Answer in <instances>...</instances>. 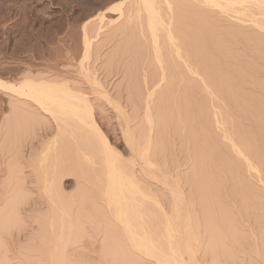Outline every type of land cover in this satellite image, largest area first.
I'll return each instance as SVG.
<instances>
[{
	"label": "rangeland",
	"instance_id": "obj_1",
	"mask_svg": "<svg viewBox=\"0 0 264 264\" xmlns=\"http://www.w3.org/2000/svg\"><path fill=\"white\" fill-rule=\"evenodd\" d=\"M136 1L0 0V79L14 85L27 79L56 82L84 91L116 153L112 159L102 140L71 114L0 85V264H264V3L247 0L226 11L206 8L204 0L197 1L202 5L197 15L186 11L205 55L198 54L203 68L196 99L183 100L187 113L198 110L200 119L185 115L181 122L177 114L165 117L177 99L158 103L166 81L149 80L159 65L145 29L147 13L134 11ZM100 25L105 28L97 30ZM85 28L92 39L89 52ZM160 35L169 44L163 30ZM93 85L108 96L96 98ZM200 98L207 106L198 104ZM194 127L202 130L197 131L202 139ZM135 142L147 146L149 161L136 156ZM113 165L127 177L135 175L145 194L130 197L140 212L133 207L129 213H142V223L135 222L151 239L153 252L136 245L117 214Z\"/></svg>",
	"mask_w": 264,
	"mask_h": 264
},
{
	"label": "bare ground",
	"instance_id": "obj_2",
	"mask_svg": "<svg viewBox=\"0 0 264 264\" xmlns=\"http://www.w3.org/2000/svg\"><path fill=\"white\" fill-rule=\"evenodd\" d=\"M180 1V2H179ZM197 1L199 2L200 1V3H203V1L204 0H202V2H201V0H178V2L179 3H177V4H175L174 2H175V0H137L136 2H135V6H136V3H137V6H139V7H137V8H133L134 9V11L135 10H137L138 12L141 10V9H143V10H145L146 11V13H147V16H145V17H147L146 19V22H145V24H147L148 25V27L146 28L145 27V29H149L148 31H149V33H150V37H151V42H152V54H153V56H155L154 57V59L156 58L157 59V63H158V65L156 64V69H157V66H158V68L159 69H157V71H159L160 73H159V76H156V74H157V71L156 72H154L155 73V75H153V76H151V79H149V80H152V81H160V80H162V81H166V87L159 93V94H157L156 96H157V98H159V100H158V103H160L161 104V102L160 101H163V104H165V102L164 101H166V100H168L169 98H170V102H172V100L173 99H177L178 100V103H177V100H175V102H174V100H173V105L171 104V103H169V104H171L172 106V108H174V109H172V111H171V109H170V111L171 112H174L173 114L171 113H169L168 112V108L166 109V108H164V105H163V107H160V108H162V109H160L162 112H163V110H164V113H166V112H168L169 114H168V117L167 116H165V115H167V113L164 115V113H162L161 111V113H160V115L162 116V117H166V119L167 118H169V115H172V117H174L173 115L175 114H177L176 116H178V117H181L182 119H180V121L181 120H183V118H185V117H183V116H185V115H187V116H189V118H187L188 120L190 119V117L192 116V115H190L189 113H190V109H189V111H188V106H186V105H188V104H185L186 102H187V98H189L188 99V101L190 100V98L192 97V95H194L193 93L195 92V94H196V91L194 90V89H197V83L198 82H196L197 80H198V78L201 76L200 74V72H199V70L200 69H202L203 67L202 66H200V67H202V68H199V66H198V58L200 57H203L205 54H204V52L203 51H198V46H199V43H198V36H199V33L197 32V29H196V27H195V29L194 30H192V28L190 27L191 25H194V26H196V22L194 21V23L193 22H189V24H188V20H192V18L191 17H188V13L190 12L191 14H193V15H197L196 13V7H197V5H199V6H202V5H200V4H197ZM246 1L247 0H205L204 2H206V3H208V5L209 6H206V8H210V6L212 7V6H217V7H220L221 9H223V10H226V11H230V10H232V11H235V9H234V7L235 6H237V5H243V3H246ZM256 1H260V2H263L264 3V0H256ZM182 2V3H181ZM185 2V3H184ZM204 4V3H203ZM131 5V4H130ZM121 7H122V4L120 5ZM119 6V7H120ZM120 7V8H121ZM191 8H193V10L191 9ZM197 8H199V7H197ZM177 10V12H176V10ZM212 9H213V7H212ZM115 10H116V7H115ZM117 10H119V9H117ZM164 10H166V11H164ZM189 10V11H188ZM191 10V11H190ZM209 11H210V9H208ZM163 11L165 12V13H167V15H168V17L166 16V15H164V13H163ZM188 13H187V12ZM208 11V12H209ZM126 12V11H125ZM140 12H144V11H140ZM176 12V14H174ZM183 12H186L185 14L187 15V16H185V14H183ZM199 12V11H198ZM238 13H240V14H245V13H242V12H240L239 10L237 11ZM130 13V12H129ZM145 13V12H144ZM163 13V14H162ZM195 13V14H194ZM207 14V13H206ZM209 14V13H208ZM207 14V15H208ZM120 15H122V14H120ZM132 15H134V14H132ZM141 15V14H140ZM101 15H99V17H100ZM210 16V15H209ZM108 17V16H107ZM134 17V16H133ZM165 17H167V18H165ZM197 17V16H196ZM195 17V18H196ZM208 17V16H207ZM104 18H105V16H104V14H103V16H101V18H100V20H98V22H100V23H103V21H104ZM130 18H132V17H130ZM136 18V17H135ZM138 18V17H137ZM99 19V18H98ZM109 19V18H108ZM198 18H196V20H197ZM111 21H114V20H112L111 19ZM110 21V22H111ZM117 21V20H116ZM129 21H130V19H129ZM132 21V20H131ZM143 21V20H142ZM177 23V24H175V22ZM193 21V20H192ZM108 21H106V23H107ZM259 22V21H258ZM263 21H260L259 23L261 24ZM99 23V24H100ZM106 23H104L105 24V27H106ZM112 23V22H111ZM140 23H141V21H140ZM197 23H198V21H197ZM264 23V22H263ZM98 24V23H97ZM98 24V25H99ZM109 24V23H108ZM113 24V23H112ZM191 24V25H190ZM103 25V24H102ZM102 25H100L99 27H97V30H100L101 28L103 29V28H105V27H102ZM141 25H142V23H141ZM189 25V26H188ZM262 25V24H261ZM260 25V26H261ZM264 25V24H263ZM261 26V27H263V29H264V26ZM85 26V25H84ZM111 26V25H110ZM146 26V25H145ZM198 26H199V24H198ZM203 27V26H202ZM259 27V26H258ZM99 28V29H98ZM143 28V27H142ZM141 28V29H142ZM189 28H191V29H189ZM94 29H96L95 27H94ZM85 30H86V28H85ZM163 30V33H164V36H166L165 37V39H167L168 40V43L169 44H167V42L165 41V40H161V35H160V31H162ZM89 31V30H88ZM87 30H86V32L84 33L85 34V49H87L88 50V52H89V49H90V45H91V41H92V39L90 40L87 36L89 35L88 33H90V32H88ZM148 31H146V32H148ZM97 32V31H96ZM264 32V31H263ZM97 33H99V32H97ZM88 34V35H87ZM95 34V33H94ZM166 34V35H165ZM201 36H202V34H200ZM90 36V35H89ZM146 36V35H145ZM200 36V37H201ZM204 37V36H203ZM91 38V37H90ZM145 38V37H144ZM202 38V37H201ZM201 38H199V41L201 40ZM148 38L146 37V40H147ZM207 40V39H206ZM202 41V40H201ZM211 42H212V40H211ZM145 43H147V42H145ZM145 43H143V44H145ZM204 43V42H203ZM202 43V44H203ZM149 44H150V42H149ZM205 44V43H204ZM150 45V46H151ZM144 46H146V45H144ZM147 46L149 47V45H148V43H147ZM202 46V45H201ZM204 46V45H203ZM188 47V48H187ZM200 47V46H199ZM143 48V47H142ZM146 48V47H145ZM150 48V47H149ZM203 48H205V47H203ZM206 48H208V46H206ZM211 48H213V47H211ZM87 50H86V52H87ZM145 50V49H144ZM149 50V51H150ZM209 50V49H208ZM150 51V52H151ZM199 52H202V53H200V54H202V56H199L198 54H199ZM205 52L207 53V51L205 50ZM139 53V52H138ZM149 52L147 51V53L146 54H148ZM209 53V52H208ZM151 53H150V55H152ZM204 54V55H203ZM88 55V54H87ZM172 55V56H171ZM146 56V55H145ZM148 56V55H147ZM199 56V57H198ZM207 56V55H206ZM210 56V55H209ZM151 58V57H150ZM199 58V59H200ZM204 58V57H203ZM146 59V58H145ZM154 59H153V61H154ZM155 59V60H156ZM202 59V58H201ZM207 59V58H206ZM211 61H213V60H211ZM146 62V61H145ZM201 62H202V60H201ZM200 62V60H199V63H201ZM152 63V62H151ZM150 63V64H151ZM204 63V62H203ZM149 64V65H150ZM182 67H184V68H182ZM186 68V69H185ZM186 70L188 71V72H186ZM208 71H210V70H208ZM213 71V70H212ZM145 72H147L146 70H145ZM149 72H151V71H149ZM153 72H152V74H153ZM211 72V71H210ZM208 74V73H207ZM211 74H213V73H211ZM227 75H228V73H226ZM148 75V74H147ZM150 75V74H149ZM208 75H210V74H208ZM145 76V75H144ZM157 77V78H156ZM206 77H208V76H206ZM205 77V78H206ZM212 77H213V75H212ZM212 77H209L210 79H212ZM227 77V76H226ZM157 79V80H156ZM207 79V78H206ZM206 79L204 80V81H206ZM225 79V78H224ZM93 80V79H92ZM209 80V79H208ZM207 80V81H208ZM214 80V79H213ZM230 79H228V81H229ZM96 81V80H95ZM145 82H146V80H144ZM151 81V82H152ZM158 81V82H159ZM184 82L185 84H187V86L186 85H183L184 87H182V89H184V90H178L177 89V86H178V83H180V82ZM200 81V80H199ZM206 81V82H207ZM215 81V80H214ZM226 81V80H225ZM93 83H96V86L98 85V83L97 82H94V81H92ZM157 82V83H158ZM227 82V81H226ZM225 82V83H226ZM155 82H153V84H154ZM208 83V82H207ZM59 83H52V82H47V81H41V82H35V81H33V80H29V79H27V80H24V81H22L21 83H19V85L17 84V85H14V84H8V82H6V81H4V80H2V79H0V85H2V86H5V87H8V88H10V89H12V90H14V91H16L17 93H19V94H22V95H26V96H28V97H31V98H34L36 101H38V102H40V103H42L45 107H47V106H53V107H56L59 111H61V112H65V113H67V114H71L72 116H74L77 120H78V122L85 128V129H87L88 130V132L90 131V132H94L93 134H95V135H97L101 140H102V144H103V146H104V149H105V151H108L112 156V159H114V158H116V153L114 152V150H113V148L111 147V145H110V143H109V141L107 140V138H105L104 136H103V133H102V131H101V128L99 127V125L97 124V122H96V120H95V116H94V111H93V105H92V103H90L89 102V100L88 99H90V98H88V97H86V93H85V95H84V91L82 92L83 94H81V92H80V94L77 92H73V89H66V88H64V87H62V86H60V85H58ZM91 84V83H90ZM208 84H210V82L208 83ZM146 85V84H145ZM151 85V84H150ZM158 85H159V83H158ZM165 85V84H164ZM179 85H181V84H179ZM205 85H207L206 83H205ZM154 86V85H153ZM210 86V85H209ZM92 87V89H91V91L93 90V93L95 94V96H96V98L97 97H99V96H102L103 95V97H106V96H108L107 94H106V92H103V91H101L100 89H98V87H96L95 88V86L93 85V86H91ZM90 87V88H91ZM179 87V86H178ZM202 87V86H201ZM213 87V86H212ZM101 88V87H100ZM207 88H208V86H207ZM207 88H206V91H207ZM210 88V87H209ZM209 88H208V90H209ZM215 88V87H214ZM200 90L202 89V88H199ZM205 89V88H204ZM213 89V88H212ZM72 90V91H71ZM215 90V89H214ZM151 91V90H150ZM150 91H148V93L150 92ZM194 91V92H193ZM203 91H205V90H203ZM212 91V90H211ZM201 92V91H200ZM92 93V92H91ZM92 93V94H93ZM198 93V92H197ZM209 93H210V90H209ZM209 93H206V92H204V94H209ZM215 93V92H214ZM153 94V92H150V94L149 95H151V96H153L152 95ZM200 94V93H199ZM203 93H201V95L203 96L204 95ZM210 94H213L212 92L210 93ZM149 95L147 96L148 98H149ZM198 95V94H197ZM196 95V96H197ZM200 95V96H201ZM150 96V97H151ZM206 97H208L209 95H205ZM210 96H212V95H210ZM209 96V97H210ZM195 96H193L191 99H193ZM205 97V98H206ZM100 98V97H99ZM108 98V97H107ZM173 98V99H172ZM212 98H213V96H212ZM215 98H216V96L214 97V101H215ZM186 100V102H184L183 100ZM194 99H196V97L194 98ZM193 99V100H194ZM201 99V98H200ZM203 99H204V97H203ZM207 99V98H206ZM197 100H199V98H198V96H197ZM202 100V99H201ZM205 100V99H204ZM208 100H209V98H208ZM169 101V100H168ZM181 101V102H180ZM191 101V100H190ZM196 101V100H195ZM193 102V101H192ZM198 101H196V103H197ZM207 102V101H206ZM168 102L166 101V104H167ZM174 103H177L176 104V107H174L175 106V104ZM200 103V105H202L201 103H204L205 104V102L202 100L201 102H198V104ZM208 104V103H207ZM206 105V104H205ZM204 105V106H205ZM209 105V104H208ZM162 106V105H161ZM196 106V105H195ZM204 106H203V108H204ZM207 106V105H206ZM205 106V107H206ZM211 106H212V104H211ZM169 107V106H168ZM171 107H169V108H171ZM193 107V106H192ZM197 107H199V106H197ZM210 107V106H209ZM148 108H149V106H148ZM190 108V107H189ZM195 108V107H194ZM198 108H196V110H197ZM209 109V108H208ZM202 109H200L199 110V112L201 111ZM205 110H207L206 108H205ZM198 111V110H197ZM196 111V112H197ZM156 112H158L157 111V109H156V111H155V115H157L156 114ZM187 112H189V113H187ZM196 112H195V116H197V114H199V113H197L196 114ZM202 112H203V110H202ZM205 112V111H204ZM159 113V112H158ZM201 113V112H200ZM163 114V115H162ZM202 114V113H201ZM214 114V113H213ZM153 114H151L149 117V121L151 122V124L153 123L152 121H154V120H151V116H152ZM159 115V114H158ZM194 115L192 116V117H194ZM214 115H216V114H214ZM161 116H159V119H160V117ZM176 116H175V118H176ZM200 116V115H199ZM199 116H197L196 118L197 119H200V117ZM158 117V116H157ZM161 117V118H162ZM165 117L164 118H162V119H165ZM215 118V117H214ZM174 119V118H173ZM178 121H179V119L178 118H176ZM229 119V118H228ZM233 119V118H232ZM175 120V119H174ZM187 120V121H188ZM192 119H190V121H191ZM215 120V119H214ZM157 121H158V119H157ZM166 121V120H165ZM194 121H196V120H194ZM197 121H199V120H197ZM196 121V123H198ZM226 121V120H225ZM230 121V120H229ZM235 121V120H234ZM161 122H162V120H161ZM160 122V124L162 125V123L164 122H162L161 123ZM182 122V121H181ZM180 122V123H181ZM183 122H186V121H183ZM189 122V121H188ZM187 122V123H188ZM216 122V121H215ZM232 122V121H231ZM158 123V122H157ZM190 123H193V122H190ZM190 123H188L189 124V126H190ZM195 122H194V124H196ZM166 123H164V125H165ZM185 124V123H184ZM183 124V125H184ZM188 124H186V126H188ZM199 124V123H198ZM227 124V123H226ZM158 125V124H157ZM160 125V126H161ZM178 125V124H177ZM197 125V124H196ZM195 125V126H196ZM207 125V126H206ZM205 126L206 127H209L208 126V123L206 124ZM166 126V125H165ZM182 126V125H181ZM188 126V127H189ZM192 126V125H191ZM190 126V127H191ZM203 126V125H202ZM235 126H237V125H235ZM158 127V126H157ZM163 128H164V126H162ZM196 127H198V126H196ZM196 127H194L195 129H194V132L196 131ZM213 127V126H212ZM214 127H215V124H214ZM213 127V128H214ZM160 127H158V129H159ZM185 128V127H184ZM183 128V129H184ZM200 128H201V124H200ZM198 129V130H201V129ZM203 128V127H202ZM205 128V127H204ZM212 128V130H214L213 132L215 133L216 132V130L217 129H213ZM218 128V127H217ZM193 129V128H192ZM231 129H233V128H231ZM231 129H229V130H231ZM152 130H153V126L151 125L150 126V129H149V132H148V136H147V142L149 143V145H151L153 142H152V140H153V135H152ZM161 130V129H160ZM165 130V129H164ZM189 130V129H188ZM197 130V131H198ZM210 130H211V124H210ZM224 130V129H223ZM228 130V129H227ZM240 130V129H239ZM186 131V130H185ZM191 131L192 130H190V133H191ZM197 131H196V135H198L197 134ZM202 131V130H201ZM206 131V130H205ZM204 131V132H205ZM232 131V130H231ZM242 131V130H241ZM188 132V131H187ZM208 132H209V128H208ZM211 132V131H210ZM223 132V131H222ZM245 132V131H244ZM162 133V132H161ZM183 133V132H182ZM190 133H185V134H183V135H185V136H187V139H188V137H189V134ZM199 133V132H198ZM201 133H203V132H201ZM200 133V134H201ZM227 133V132H226ZM229 133H230V131H229ZM158 134L159 133H157V136H158ZM199 134V135H200ZM208 134H210V133H208ZM212 134V133H211ZM228 134V133H227ZM230 134H232L233 135V132H231ZM244 134V133H243ZM247 134V133H246ZM198 135V136H199ZM214 134H212L211 135V138H212V136H213ZM222 135V134H221ZM232 135H231V137H232ZM159 136H161V135H159ZM191 136V135H190ZM203 136V135H202ZM201 136V137H202ZM206 136H207V134H206ZM223 136H225V135H223ZM238 136V135H237ZM246 136H248V135H246ZM193 137V136H192ZM200 137V136H199ZM199 138V139H202V138ZM208 137V136H207ZM210 137V136H209ZM215 137H217L216 135H215ZM241 137H242V135H241ZM241 137H240V139H241ZM161 139H163V137L161 136L160 137ZM160 138H159V140L158 141H160ZM195 138V137H194ZM204 138V137H203ZM218 138H220V137H217V139ZM225 138V137H224ZM238 138V137H237ZM243 138V137H242ZM157 139V138H156ZM186 138H184V140H185ZM186 139V141H188ZM198 139V138H197ZM205 139V138H204ZM207 139V138H206ZM210 139V138H209ZM209 139H207V140H209ZM234 139V138H233ZM239 139V138H238ZM211 140H213V139H211ZM224 140V139H223ZM242 140V139H241ZM247 138H246V142H247ZM219 141V140H218ZM235 141V140H234ZM237 141V140H236ZM240 141V140H239ZM152 142V143H151ZM204 142H206V141H204L203 140V143ZM209 142H211V141H209ZM246 142H244V143H246ZM248 142H250L249 140H248ZM247 142V143H248ZM148 143H147V145H148ZM160 143H162V142H160ZM201 143V142H200ZM213 143H214V141H213ZM217 144L219 143V142H216ZM215 143V146L217 145ZM222 143V142H221ZM237 143H238V141H237ZM242 141H241V146H242ZM244 143H243V145H244ZM206 143H204L203 145H205ZM220 144V143H219ZM232 144V143H231ZM240 144V143H239ZM249 144V143H248ZM149 145H148V148H149ZM202 145V144H201ZM202 145V146H203ZM222 145H223V143H222ZM247 145V144H246ZM250 145H251V143H250ZM135 146V153H136V156L139 158V159H141V160H144V161H149L150 160V154H148V151H147V149H146V147H144L143 148V146H141L140 144H136V142L135 143H133V147ZM248 146V145H247ZM251 146H253V145H251ZM230 147V146H229ZM243 147V146H242ZM250 146H248V148H249ZM204 148V147H203ZM209 148H211V149H208L207 150V146H206V151H209V150H211V152L213 151V148L212 147H210L209 146ZM219 148V147H218ZM231 148V147H230ZM244 148V147H243ZM248 148H245V150L246 149H248ZM217 149V148H216ZM215 150V149H214ZM228 151H230L229 149H227ZM232 150V149H231ZM242 150V149H241ZM240 150V151H241ZM250 150V149H249ZM251 150H253V147H252V149ZM261 150V149H260ZM246 151H248V150H246ZM257 151V150H256ZM210 152V151H209ZM217 152V151H216ZM243 152H245L244 150H243ZM246 153V152H245ZM244 153V154H245ZM251 153V152H250ZM250 153H248V154H250ZM253 153H254V155H255V151L253 150ZM252 153V154H253ZM211 154V153H210ZM214 154V153H213ZM243 154V153H242ZM256 154H259V153H256ZM134 155V154H133ZM206 155V154H205ZM246 155V154H245ZM244 155V156H245ZM261 155V154H260ZM206 156H208V155H206ZM210 156V155H209ZM212 156V155H211ZM232 156V155H231ZM134 157H135V155H134ZM137 157H135V158H137ZM214 156H212V158H213ZM216 158H218L217 156H215ZM261 156H259V158H260ZM208 158V157H207ZM246 158H249V157H246ZM262 158V157H261ZM205 159V158H204ZM209 159V158H208ZM210 160V159H209ZM214 160V159H213ZM213 160H212V162H213ZM224 160V159H223ZM259 160V159H258ZM258 160H257V162H258ZM262 160H263V158H262ZM204 161V160H203ZM211 161V160H210ZM215 161V160H214ZM216 161H217V159H216ZM215 161V162H216ZM264 161V160H263ZM262 161V162H263ZM211 162V163H212ZM219 162V161H218ZM221 162H223L222 160H220V163ZM261 162V160H260V162H258V163H262ZM203 163V162H202ZM205 163V162H204ZM214 163V162H213ZM198 164H200L199 162H198ZM225 164V163H224ZM263 164H264V162H263ZM114 165H115V163H114ZM113 165V169H112V174L111 175H113L112 177H114V175H116V178H117V180H118V178H119V181H117L116 179H115V177H114V180H115V183H116V181H117V185H115V183H114V186H117V188L116 187H113L112 189H114V188H116V192H114V194H112L113 195V198H112V200L114 199V203H116V205L118 206L117 208H118V216L120 217V219H121V221L123 222V225H124V227L128 230V232H129V234H130V236H131V238H133L134 239V241H135V243H136V245L138 246V247H140V248H142V249H144V250H146V251H150V252H153L154 250H152V249H154L155 248V246H154V244L152 243V241H151V239H149L148 237H147V235L146 234H141V232L138 230V225H137V223L135 222L136 220L138 221V220H140V223H142V213L140 214L139 212V209L138 208H140V206H138L139 204H137V203H135L134 202V195L136 194V193H138V194H140V195H145V194H142L143 193V190L139 187V183L137 184L136 183V179H135V175H131L130 177L128 176L127 177V175L124 173V171H121V170H119L118 171V168L116 169V168H114L115 166ZM201 165V164H200ZM213 165V164H212ZM214 165H217V164H215L214 163ZM203 166V164L201 165V167ZM209 166V165H208ZM251 166V165H250ZM249 166V167H250ZM204 167V166H203ZM214 167V166H213ZM252 167V166H251ZM206 168H207V166H206ZM218 168V167H217ZM120 169V168H119ZM198 169H200V166L198 167ZM203 169V168H202ZM211 168H209V170H210ZM215 169V168H214ZM219 169H221V167L219 168ZM216 170V169H215ZM222 170H223V168H222ZM199 171V170H198ZM217 171H218V169H217ZM226 172V171H225ZM231 172V171H230ZM230 172L228 173V176H230ZM210 173V172H209ZM232 173V172H231ZM207 174V173H206ZM211 174H213V172L211 173ZM227 174V173H226ZM201 175V174H200ZM214 175V174H213ZM224 175V174H223ZM235 175V174H234ZM207 176V175H206ZM205 176V177H206ZM225 176V175H224ZM199 177V176H198ZM210 177V175L208 176V178ZM226 177V176H225ZM230 177H233L232 175L230 176ZM235 177V176H234ZM211 178H213L212 177V175H211ZM238 178V177H237ZM240 178V177H239ZM238 178V179H239ZM235 179H236V177H235ZM200 180H201V178H200ZM210 180V179H209ZM237 180V179H236ZM201 181H205V180H201ZM211 181V180H210ZM209 181V182H210ZM212 181H213V179H212ZM240 181H242V180H240ZM114 182V181H113ZM202 182V183H203ZM236 182V181H235ZM237 182H238V184L240 183L238 180H237ZM242 182H244V181H242ZM201 183V182H200ZM214 183V182H213ZM206 184H207V182H206ZM211 184H212V182H211ZM241 184V183H240ZM49 185H50V183H49ZM48 185V186H49ZM242 185V184H241ZM214 186H216V184L214 185ZM50 187V186H49ZM239 187V186H238ZM137 195V194H136ZM132 196L134 197L133 198V200L131 199L132 198ZM138 196V195H137ZM131 197V198H130ZM137 198V197H136ZM111 200V201H112ZM132 200V201H131ZM138 201V200H137ZM135 208L134 210H137V211H139V212H137L138 214L135 216V217H130L131 215H130V213H132L133 211H130V213H129V209L131 208ZM135 218H136V220H135ZM119 219V220H120ZM142 220V221H141ZM140 223H138L139 225H140ZM143 225V224H142ZM153 246H154V248H153ZM166 264H169V263H166Z\"/></svg>",
	"mask_w": 264,
	"mask_h": 264
}]
</instances>
